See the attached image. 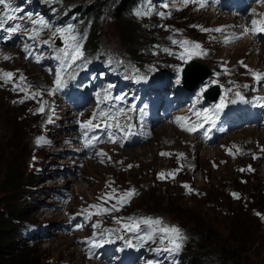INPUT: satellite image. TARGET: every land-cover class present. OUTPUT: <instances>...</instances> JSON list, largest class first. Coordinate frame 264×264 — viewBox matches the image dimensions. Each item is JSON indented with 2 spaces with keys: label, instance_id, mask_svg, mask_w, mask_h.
<instances>
[{
  "label": "rangeland",
  "instance_id": "rangeland-1",
  "mask_svg": "<svg viewBox=\"0 0 264 264\" xmlns=\"http://www.w3.org/2000/svg\"><path fill=\"white\" fill-rule=\"evenodd\" d=\"M93 1H7L10 14L21 20L12 27L18 34L17 42L34 54L29 61L21 57L0 64V214L4 213L15 227L4 250L3 264H176L169 263L165 259L168 253L159 250L163 244L174 251V244L182 237L173 234L174 225H181L183 235L185 228L197 240L185 252L191 260L264 264L263 160L243 145H235L234 152L225 146L243 142L264 157V148L259 147L264 145V98L259 95V79L264 74L259 77L253 72V67L258 72L264 69V32L260 31L264 0H246L251 10L259 6L257 17L252 19L256 12L247 9L246 22L239 26L247 25L244 29L251 32V40L244 39L231 48L222 45V35H216L209 26L231 30L232 13L228 10L223 15L225 10L219 9L221 17L200 15L191 10L170 11L159 0H142L125 17L126 27L112 15L121 0H105L100 17L89 13L88 4ZM146 2L159 11L148 13ZM157 2L159 5H155ZM232 2L233 11L243 5V0ZM75 4L81 6L75 8ZM72 13L83 19L65 18ZM77 22L88 28L95 25L100 31L93 27L87 37L81 36L85 30L73 25ZM67 26L75 27L76 45L78 49L81 46V59L90 69L85 68L83 60L69 65L78 50L67 47L64 54L63 46L55 43ZM143 27L153 31V36L142 34ZM126 28L129 34L124 33ZM0 29V33L5 32L0 35V51L5 54L10 47L20 49L9 36L13 31L1 21ZM51 34L55 49L50 40L43 48L45 52L54 50L58 59L55 86L69 87L71 95L76 96V77H82V70L92 76L84 81L90 91H78L79 101L49 90L52 75L44 65L30 62L39 56L44 58L41 41ZM182 41L192 42L197 49L184 48ZM134 48L138 50L136 56L130 53ZM190 59L212 70L191 96L181 85L182 69ZM225 63L227 67L222 70ZM108 65L110 70L123 71L114 79L106 78ZM69 66L73 67L62 72ZM127 80L130 85H120ZM116 81L119 84L113 86ZM150 83L157 84L153 91L161 102L162 118L156 122L150 111L137 105L145 94V84ZM215 83L221 85V95L216 102L206 104L202 92ZM258 84L256 95L251 86ZM35 95L47 100L33 103ZM171 102H180L183 110L177 107L174 111L169 107ZM224 103L233 104L235 112L245 117L239 126L243 117L223 116ZM32 104L40 106L43 121L55 119L45 123L48 126L53 122L50 129L39 123V111H30ZM19 115L22 121L18 125L15 117ZM39 141L45 144L42 149L36 147ZM14 143L20 146L17 154ZM239 147L246 156H238ZM67 151L75 153L64 156ZM12 168L19 171L24 184L33 176L35 186L9 190L4 179ZM159 170L169 172L159 179ZM60 191L66 200L58 202L55 215L46 205ZM25 194L32 198L22 199ZM229 210L228 215L238 216L237 225L225 217L224 212ZM40 211L45 220L37 218ZM20 221L22 229L37 228L28 236L18 230ZM60 221L70 225L64 229ZM142 226L150 227L153 233L141 231ZM236 226L243 230L240 242L232 237ZM28 237L36 240L35 247L24 245Z\"/></svg>",
  "mask_w": 264,
  "mask_h": 264
},
{
  "label": "trees",
  "instance_id": "trees-1",
  "mask_svg": "<svg viewBox=\"0 0 264 264\" xmlns=\"http://www.w3.org/2000/svg\"><path fill=\"white\" fill-rule=\"evenodd\" d=\"M105 0H95L93 1L90 5H89V13L91 15H93L94 17H100L101 14L104 12L103 10V2ZM134 2L135 0H121L119 5L116 6L114 9H113V17L115 18L116 22L120 25H124L127 27V24L128 22H125V17L129 15V12L131 10V8L133 7L134 5ZM104 6V5H103ZM94 29H96L97 32H99V28L97 26L94 25ZM101 33V32H100ZM100 33L99 34V41H100ZM125 34H129L130 33V29L129 28H126V31L124 32ZM134 33L136 34V32L134 31ZM141 33L142 34H150V36L152 37L154 32L149 30L148 28H145L143 27V29L141 30ZM152 38L149 40V42H151ZM149 42H146L145 41V44L146 43H149ZM131 54L133 55H137L138 53V50L137 48H134L131 50L130 52ZM22 121V117L21 115L15 117V123L16 124H20ZM13 136L15 135V133H12ZM14 146V149H16L17 151H14L16 152L15 154H17L18 150L20 149V146L17 144V143H14L13 144ZM37 148H39L38 146H36ZM11 158V157H10ZM35 178L33 176H29L26 181L28 182V184H24L23 183V177L22 175L19 173L18 170L16 169H10L8 171V173L6 174V177L4 179V184L9 188V190H20V188L22 187H25V186H35ZM20 192H16V195H18ZM22 196V195H21ZM20 197V195L18 196ZM29 198L31 199L32 196L31 195H23L22 196V199H26V198ZM4 210H5V206L2 207ZM133 208V206H132ZM131 208V209H132ZM229 211H226L224 212V215L226 218H231L237 225V215L236 216H230L228 215L227 213H229ZM235 213V211H234ZM6 215H9L10 212L8 210H6ZM205 226V225H204ZM202 226V227H204ZM233 228V227H232ZM17 230V229H16ZM15 231V227L14 225L11 223V221L9 220L8 217H5L4 213H1L0 214V264H3V260H4V250L5 248L10 245V242H11V239L13 238L12 236V233ZM233 232H234V235H232L233 239L236 240L237 242H240L242 239H243V230H241V228L239 226H236L233 228ZM245 240H247L245 238ZM197 240L195 239V237L188 233V234H185L184 235V244L183 246L186 247V250L187 248H189V246L192 244V242H196ZM181 243V241H179ZM183 246L181 245V249L183 250ZM180 250V255H179V258L182 259V264H209L208 262H205V260H191L188 258V256L185 255V252L186 251H182ZM175 256V254H174ZM212 264V263H210ZM216 264H220V263H216Z\"/></svg>",
  "mask_w": 264,
  "mask_h": 264
},
{
  "label": "bare ground",
  "instance_id": "bare-ground-1",
  "mask_svg": "<svg viewBox=\"0 0 264 264\" xmlns=\"http://www.w3.org/2000/svg\"><path fill=\"white\" fill-rule=\"evenodd\" d=\"M226 1L227 0H219V5H220V9H224V8H227V7H230L231 6V1L230 0H228L229 2H227L226 3ZM231 2V3H230ZM177 4H179L178 2H177ZM225 10V9H224ZM219 12H222V11H219ZM241 11L238 9V12L236 13L237 15L233 18V21L236 23V24H238V25H236V26H242V25H244L245 24V14H243V13H240ZM228 13L226 12V10L223 12V15H227ZM243 14V15H242ZM243 16V17H242ZM5 42H6V40H5ZM14 43H15V41H13ZM1 45V44H0ZM253 45V44H252ZM253 47H256L255 45H253ZM52 49L51 48H49V49H47L46 51L48 52V51H51ZM254 50V49H253ZM21 56H22V53H21V50L18 48V47H10L9 48V50L6 52L5 51V54H4V52H3V50H1L0 51V64H1V62H3V61H6L7 62V64L9 63V62H14L15 61V58H21ZM5 63V62H4ZM191 63H193V61L191 62ZM259 74H264V69H262V70H260L259 72H258ZM2 77V76H1ZM264 75L262 76V78L261 79H259L260 80V82H262V81H264ZM3 81V80H2ZM4 82V81H3ZM5 83V82H4ZM257 87V89H258V87H259V84L256 86ZM255 91H256V89H255ZM74 93H75V95H77V91L74 89V91H73ZM153 97H155V98H152L153 100H152V107H153V109H154V111L156 112L157 110H158V103H157V98H156V96H153ZM144 99V98H143ZM142 99V100H143ZM263 126H264V121H263ZM105 158H107V159H110V157L109 156H106ZM111 208V207H110ZM79 217V216H78ZM70 228H72V226H70ZM69 228V229H70ZM101 264H104V263H101Z\"/></svg>",
  "mask_w": 264,
  "mask_h": 264
},
{
  "label": "water",
  "instance_id": "water-1",
  "mask_svg": "<svg viewBox=\"0 0 264 264\" xmlns=\"http://www.w3.org/2000/svg\"><path fill=\"white\" fill-rule=\"evenodd\" d=\"M211 74V70L202 62H194L185 70V84L191 89H195Z\"/></svg>",
  "mask_w": 264,
  "mask_h": 264
}]
</instances>
